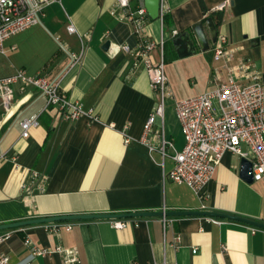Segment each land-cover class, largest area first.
<instances>
[{
    "label": "crops",
    "instance_id": "1",
    "mask_svg": "<svg viewBox=\"0 0 264 264\" xmlns=\"http://www.w3.org/2000/svg\"><path fill=\"white\" fill-rule=\"evenodd\" d=\"M115 4L116 0H60L44 9L40 24L5 42L0 78L17 70L26 76L41 74L89 115L73 122L55 119L53 111L42 112L45 100L34 90L25 97L15 91L8 112L0 107V225L163 209L218 212L264 223V180L246 184L239 176L241 159L236 155H223L204 188L205 200L187 186L165 179L173 161L163 160L140 141L156 95L146 72L133 68L131 52L139 40L130 24L112 15ZM222 4L225 7L216 11ZM138 6V0H129L130 10ZM161 11L162 17L148 18L144 28L148 39L163 41L153 58L157 62L162 58L171 92L164 119L161 123L156 118L154 130L163 128L165 138L180 151L184 140L175 101L214 89L229 77L230 68L243 64L264 76V0H161ZM206 19L212 20L217 35L226 37L227 58H213ZM199 24L208 41L206 51L193 34ZM70 25L73 34L67 32ZM186 35L191 45L183 39ZM112 46H127L129 51L112 53ZM79 54L78 61L72 60ZM33 116L38 126L23 139L19 123ZM32 172L46 182L42 191L35 184L27 193L22 186ZM172 219L165 231L161 217L128 219L121 230L114 229L111 220L57 223L55 230L44 224L29 226L13 230L0 245V255L10 264H64L61 253L31 259L24 245L28 240L52 252L76 249L79 264H264V230L224 219Z\"/></svg>",
    "mask_w": 264,
    "mask_h": 264
},
{
    "label": "built area",
    "instance_id": "2",
    "mask_svg": "<svg viewBox=\"0 0 264 264\" xmlns=\"http://www.w3.org/2000/svg\"><path fill=\"white\" fill-rule=\"evenodd\" d=\"M60 0H0V56L6 51L4 44L11 37L40 24L44 9ZM136 10L129 9V0H116L112 15L130 24L134 35L138 38V46L131 52L133 68H142L148 77L149 87L156 95L157 104L149 114L143 126L140 139L150 152L157 151L162 159L173 161L172 170L165 174V179L177 185L187 186L200 200H205L204 188L211 181L221 159L225 153H231L246 159L252 166L253 182L264 180V81L262 74L248 64L229 69V77L225 81H218L214 89L188 99L175 101L173 109L175 118L180 126L184 145L176 151L172 141L164 136L163 128L154 130L156 118L164 119V106L171 97L168 79L164 72V63L155 61L153 53L157 46L160 51L163 41L156 43L145 35V23L148 16L142 0ZM222 4L216 8L221 11ZM119 10V12H117ZM160 18L162 11L160 9ZM67 32H75L72 25ZM172 36L175 32H171ZM85 40L89 36H84ZM226 37L216 36L213 46V58L220 60L227 58ZM110 52L125 51L127 46H112ZM81 54L73 56L78 61ZM218 79V78H216ZM245 81V82H244ZM29 90H34L45 100L42 112L53 111L55 119L73 122L82 116H88L80 103L70 100L57 83L48 81L41 74L26 76L23 70H17L13 75L0 78V107L5 112L11 109L15 91L26 96ZM21 138L29 136V130L38 126L37 117L24 119L19 123ZM1 128V124H0ZM126 138L125 143H128ZM247 149L244 152L242 146ZM171 152V153H169ZM3 156H0L2 159ZM35 172L31 173L29 183H24L22 189L27 193L37 184L38 191H42L46 180ZM161 212L166 213L163 209ZM128 219L112 220L111 226L116 230L124 229ZM173 221L170 217H161L163 230ZM52 230L56 225L52 224ZM67 225L66 229H70ZM257 230V229H256ZM12 231L0 232V245L10 239ZM178 241V239H176ZM29 249V256L45 258L52 253L64 255V264H79L76 249L63 250L56 248L53 252L39 249L24 242ZM192 253L195 254L193 250ZM0 264H10L9 258L0 255Z\"/></svg>",
    "mask_w": 264,
    "mask_h": 264
},
{
    "label": "water",
    "instance_id": "3",
    "mask_svg": "<svg viewBox=\"0 0 264 264\" xmlns=\"http://www.w3.org/2000/svg\"><path fill=\"white\" fill-rule=\"evenodd\" d=\"M143 6L145 8V12L149 19L157 20L160 17V9H161V0H143ZM205 27L208 32V36L211 42H215L217 36V28L212 23L211 19H207L205 21ZM194 37L200 47L201 51L208 50V41L204 33V29L202 25H197L193 29ZM186 35L183 37L184 40L187 41L188 45H191V40ZM185 41V42H186ZM109 43L106 42L103 45V50L105 51L108 48ZM192 47V46H191ZM264 81V76H263ZM252 166L251 163L246 159L240 160V170L239 176L246 183H253L252 179ZM207 217L213 219H224L229 221H234L238 223H242L253 227L255 229L264 230V223L257 222L254 220H249L246 218H242L235 215L223 214L218 212H206V211H167L163 212H131L124 214H85V215H67V216H57V217H44V218H35L31 220H25L20 222H14L9 224H1L0 232L13 230L17 228H23L27 226L34 225H52L62 222H72V221H84L85 220H124V219H136V218H150V217Z\"/></svg>",
    "mask_w": 264,
    "mask_h": 264
},
{
    "label": "trees",
    "instance_id": "4",
    "mask_svg": "<svg viewBox=\"0 0 264 264\" xmlns=\"http://www.w3.org/2000/svg\"><path fill=\"white\" fill-rule=\"evenodd\" d=\"M166 19H167V15H164L163 16V21L165 22ZM219 22H221V16H218V18H217V22L216 23L219 24ZM62 223H67V222H62ZM27 227H29V226H27ZM23 228H25V227H23ZM17 229H20V228H17ZM17 229H13V230H17ZM13 230H8V231H13Z\"/></svg>",
    "mask_w": 264,
    "mask_h": 264
}]
</instances>
